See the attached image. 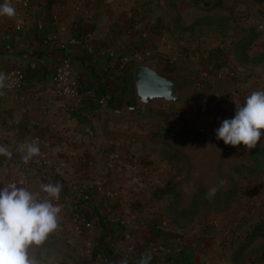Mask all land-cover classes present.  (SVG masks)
<instances>
[{
    "label": "crops",
    "instance_id": "crops-1",
    "mask_svg": "<svg viewBox=\"0 0 264 264\" xmlns=\"http://www.w3.org/2000/svg\"><path fill=\"white\" fill-rule=\"evenodd\" d=\"M228 1L10 0L16 15L0 16V148L5 150L0 152V188L25 187L44 199L49 197L43 185L61 184L59 200H52L61 207L59 226L51 234L65 237L82 256L91 253L90 264H141L145 257H150L147 264H264V232L258 233L251 206L239 210L232 202L224 210L204 208L177 224L150 193L155 183H135L131 176L137 173L132 152L141 142L130 130L146 124L148 111L133 98L129 70L132 75L143 57L185 73L186 62L201 60L200 51L182 57L180 28L198 25V17L186 12L204 9L211 12L207 23L228 27ZM248 52L252 57L261 53ZM65 60L79 85L80 102L55 91L53 77ZM11 69L24 74L18 87L6 82ZM107 92L114 100L121 97V115L113 106L99 105ZM129 105L137 109L124 110ZM29 144L38 145V155L28 157ZM83 193L91 200L84 202ZM97 213L110 222L108 245L101 243ZM82 216L93 219L92 228ZM74 238L90 240V250L77 247L70 241ZM35 247L39 250L32 251L51 250ZM45 260L36 262L49 264Z\"/></svg>",
    "mask_w": 264,
    "mask_h": 264
},
{
    "label": "rangeland",
    "instance_id": "rangeland-1",
    "mask_svg": "<svg viewBox=\"0 0 264 264\" xmlns=\"http://www.w3.org/2000/svg\"><path fill=\"white\" fill-rule=\"evenodd\" d=\"M225 7L230 15L228 27L221 26L224 22L213 25L207 23L205 15L211 12L204 9L186 12L189 18L198 17V25L192 29L180 28L178 37L184 39L181 42L188 43L185 46V43L181 44L182 57L195 56L194 52L200 51V61H185L183 67L185 74L194 72L193 85L188 90L201 104L187 108L166 104L162 109L153 108L156 111L143 117L148 119L143 120L146 124L134 125L130 135H134L136 141L141 143L136 146L138 149L134 150L135 153L132 152L131 164L137 173L133 171L131 176H134L135 183H155L150 187V193L159 197L163 202L162 208L165 210L168 207V212H165L171 213L179 223H186L203 206V203L201 206H191L190 203L184 208L195 188V192L199 188L204 189L198 192L200 200L210 188L220 189L203 207L217 211L225 207L227 192L235 182L238 189L230 199V205L236 203L239 210L251 206L257 216L256 227L261 226L257 229L259 233L264 232V158L258 157L261 164L257 165V162L251 161L249 154L264 144V137L255 149L229 145L232 151H223L214 139H217L216 130L222 121L234 118L236 103L243 104L245 98L254 91H264V62L258 65L240 62L235 53L240 38L253 35L257 36V40L252 42L248 51L264 52V0H229ZM157 121H160L159 124L154 125ZM182 133H198L206 140L188 143L180 136ZM170 183L177 184L171 186ZM53 235L67 241L65 237ZM70 241L83 250L91 248L90 240L83 242L74 238ZM35 246L29 249L30 258H48L49 264H62L65 261L78 264L77 260L90 264L92 260L91 253L82 256L76 248L72 250L67 247L66 243L48 245L52 251L46 252L38 251L39 247ZM36 248L38 250L32 251Z\"/></svg>",
    "mask_w": 264,
    "mask_h": 264
},
{
    "label": "clouds",
    "instance_id": "clouds-1",
    "mask_svg": "<svg viewBox=\"0 0 264 264\" xmlns=\"http://www.w3.org/2000/svg\"><path fill=\"white\" fill-rule=\"evenodd\" d=\"M16 10L10 0L0 4V16L12 18ZM3 77L0 76V80ZM264 137V91H254L245 98L243 104L236 103L234 118L225 119L216 130V138L226 145L245 149H255ZM264 147V144L260 145ZM5 150L0 148V152ZM28 157L38 155L36 144L26 147ZM221 183H223L221 181ZM59 183L43 185V192L49 198H40L25 187L0 188V264H37L30 258L29 249L41 245L59 226L61 207L52 202L59 200L62 191ZM218 188L209 189L212 198ZM150 257H145L141 264H147ZM121 264H127L124 260Z\"/></svg>",
    "mask_w": 264,
    "mask_h": 264
},
{
    "label": "water",
    "instance_id": "water-1",
    "mask_svg": "<svg viewBox=\"0 0 264 264\" xmlns=\"http://www.w3.org/2000/svg\"><path fill=\"white\" fill-rule=\"evenodd\" d=\"M194 72L183 73L181 67L165 70L159 61L139 57L132 70L135 99L144 111L162 109L166 104L181 108L195 107L201 102L188 90Z\"/></svg>",
    "mask_w": 264,
    "mask_h": 264
},
{
    "label": "trees",
    "instance_id": "trees-1",
    "mask_svg": "<svg viewBox=\"0 0 264 264\" xmlns=\"http://www.w3.org/2000/svg\"><path fill=\"white\" fill-rule=\"evenodd\" d=\"M195 1H199V0H195ZM206 3L209 2V0H205ZM217 4H220L221 0H216ZM257 38L256 35L250 36V37H242L240 38V40L236 43V47H235V53H236V58L238 61L243 62V61H247V62H251L254 65H258L264 62V52L259 53L256 56H250V54L248 53V47L252 44L253 41H255ZM128 81L130 82V87L133 93V98H135L134 95V90H133V84H132V75H131V69L129 70V77H128ZM120 100L121 97L117 98V99H112V97L109 99L110 102V106L113 107H119L120 104ZM153 111H156L155 109H152L150 111L147 112L148 115H150V113H152ZM160 121L154 123L155 124H159ZM180 136L186 140V142L188 143H195L199 140H203L205 138L201 137V135H199L198 133H191V134H186V133H182L180 134ZM206 140V139H205ZM214 142L223 150V151H227L230 150L232 151V148L229 145H226L223 140H218V139H214ZM249 157L251 159V161L253 162H257V165H260L261 162L257 160L258 157H263L264 158V147H260L258 149H256L255 151L251 152L249 154ZM259 172V171H258ZM237 185L234 182L233 186L231 187V189L227 192V198H228V202L225 205V209L228 208L230 206V199L236 194L237 192ZM204 190V189H198L197 192L193 193L192 196V202H191V206L192 204H198L201 206V204L203 205L202 208L197 212H201V210H203L204 206L207 205V203L209 202L210 198L208 197V191H205L204 196H202V200H200L199 198H201V196L198 194L199 191ZM218 192H220V189H218ZM224 208L222 210H224ZM165 210H167L168 212V207H165ZM195 213V214H197ZM100 225L102 227V235H101V243L108 245L109 241L111 240V237L109 236L110 234L107 232L105 233V231L108 230V228H110L108 226V224H110L109 221H106V219L103 217L102 213H97ZM169 216L173 219L174 222H176L177 224H182L179 223V220L176 217H173V215H171V213H169ZM87 218V217H86ZM261 226L258 225L257 229L260 228ZM254 237V236H253ZM252 238V237H251ZM61 242L66 243L67 247L71 248L72 250L74 249L67 241H64L63 239H61V237H58L56 235H49L48 238L45 240V242L43 244H41L42 246H48V245H52L55 243H59ZM38 256V254L36 255ZM117 264V263H116Z\"/></svg>",
    "mask_w": 264,
    "mask_h": 264
},
{
    "label": "built area",
    "instance_id": "built-area-1",
    "mask_svg": "<svg viewBox=\"0 0 264 264\" xmlns=\"http://www.w3.org/2000/svg\"><path fill=\"white\" fill-rule=\"evenodd\" d=\"M24 79V74L19 69H11L6 76V82L12 86H20ZM54 88L57 94L68 99L71 102H80L81 101V92L79 90V85L77 81L71 75V68L69 61L65 60L62 64L58 65L53 77ZM110 93H105L101 97H99L98 103L101 107H110L109 99L111 98ZM115 112L121 114L123 111V107H113ZM135 111L137 107L135 105H129L124 110ZM90 135H94V130H89ZM81 199L84 202H88L91 200V195L89 193H83ZM82 221H85L84 224L88 228H92L94 223L93 219L86 218V216H82ZM125 224L124 221L121 222ZM193 264H217L210 260L198 261Z\"/></svg>",
    "mask_w": 264,
    "mask_h": 264
}]
</instances>
